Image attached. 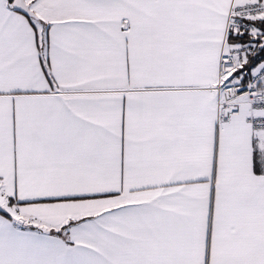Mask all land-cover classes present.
Segmentation results:
<instances>
[{
    "label": "snow or ice",
    "instance_id": "obj_1",
    "mask_svg": "<svg viewBox=\"0 0 264 264\" xmlns=\"http://www.w3.org/2000/svg\"><path fill=\"white\" fill-rule=\"evenodd\" d=\"M0 264H264V0H0Z\"/></svg>",
    "mask_w": 264,
    "mask_h": 264
}]
</instances>
